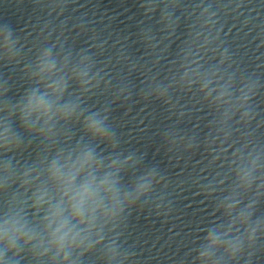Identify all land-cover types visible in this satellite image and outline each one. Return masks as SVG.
<instances>
[{
    "label": "clouds",
    "instance_id": "1",
    "mask_svg": "<svg viewBox=\"0 0 264 264\" xmlns=\"http://www.w3.org/2000/svg\"><path fill=\"white\" fill-rule=\"evenodd\" d=\"M141 7L145 15L152 14L155 9L149 0H142ZM15 31L7 24L0 25V49L3 50L5 57L14 59L15 48L18 39L14 40ZM57 62L53 56L52 47H47L37 57L35 71L32 73V79H35L36 86L30 91L26 89V94L23 99L18 101L14 108H9L6 104L0 111L8 113L3 121V132H0V147L5 151L18 150L23 143V137L18 131L14 130L11 122L12 115H17V120L21 129L28 134H32L35 130L40 134H49L54 128L52 123L54 120L71 121L75 118L77 121L83 117L82 127L87 135L94 140L101 142H112L109 127L105 123L107 116L100 118L98 111L90 112L84 115L83 111L77 114L78 105L68 101L60 103V99L66 90V85L62 79L51 80L53 70L56 69ZM83 76L88 75V71L82 73ZM41 88L44 90L42 91ZM7 91V89L5 90ZM42 122V123H41ZM39 125V127H37ZM132 157H125V163L131 161ZM93 162V150L88 149L80 157H78L74 165L75 171H70L65 174L60 168L56 167V162L53 163L51 175L60 180L64 175L70 177L67 185L68 192L71 193L67 206H64V201L55 204L49 212V227L55 223L56 227L53 230V243L56 246V255L59 257L63 254V260L67 261L71 254L73 245L83 244L86 237H81L80 232L76 231V226L71 224L72 219H76L78 223H83L90 206L100 202V191L102 186H107L106 190L114 193L116 180L111 179V173L100 181L99 185L94 184V177L89 176L84 183L79 186H74L72 182L76 178V174L85 167H91ZM3 165L5 173L10 168L8 160L0 162ZM155 175V169L151 170L147 176H141L140 183L136 185V195L131 200V206H135L136 201L149 192L152 185V180L148 176ZM7 176H5V180ZM130 195V194H126ZM231 207V206H229ZM68 213L66 216L65 213ZM241 217L246 222L247 217L241 213ZM223 228L224 225H219ZM234 227V222H229L227 230L218 231L216 227H212L207 233H203L205 244H202L197 253L199 264H224V259L236 260L244 252V241L239 237L229 238V233ZM257 228H252L248 233V242L251 245L257 238ZM33 239L30 230L26 229V225L21 223L20 219L15 217L5 220L3 225H0V264H16L20 257L21 241L27 246ZM67 249V250H66Z\"/></svg>",
    "mask_w": 264,
    "mask_h": 264
}]
</instances>
